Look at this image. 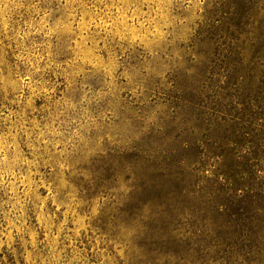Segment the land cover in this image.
Returning a JSON list of instances; mask_svg holds the SVG:
<instances>
[{
  "label": "rangeland",
  "instance_id": "374dc122",
  "mask_svg": "<svg viewBox=\"0 0 264 264\" xmlns=\"http://www.w3.org/2000/svg\"><path fill=\"white\" fill-rule=\"evenodd\" d=\"M250 5L0 0V264H142L152 250L155 264H223L189 215L221 202L251 130L264 140V3ZM140 187L170 213L146 253L121 212ZM169 233L183 241L165 262Z\"/></svg>",
  "mask_w": 264,
  "mask_h": 264
},
{
  "label": "trees",
  "instance_id": "16d2710c",
  "mask_svg": "<svg viewBox=\"0 0 264 264\" xmlns=\"http://www.w3.org/2000/svg\"><path fill=\"white\" fill-rule=\"evenodd\" d=\"M239 1L241 2L240 11H247V4H251L252 7L255 2V0H237V2ZM260 1L264 3V0ZM242 5L245 9L242 8ZM253 101L255 104L256 99ZM255 106L258 107L256 104ZM262 110L264 111V103L261 107ZM251 132L253 135H250L249 140L255 151L250 152L247 158H241L237 155L236 159L229 165L230 169L220 176L222 182H219V185L221 188L217 190L216 196H223L221 202L209 204L206 200L202 201L189 215V219L201 224L206 230V236L199 242L206 248L205 250L215 249L216 251L213 252H220V260L223 264H238V260H241L239 261L240 264H253L260 257H264V160L259 163L257 157L264 155V140L259 137L262 133L254 135L255 132L253 133V130ZM233 144L237 146L236 143ZM238 146L242 147L241 145ZM186 194L198 199L194 197L193 191ZM160 195L161 193L140 187L126 197L124 209L121 210L126 221L136 222L145 229L143 238H141L143 244L138 246L145 253L146 250L155 246L154 238L153 241L151 239L152 222L170 216V213L165 211L154 212L153 210L162 208V205L154 207V200L158 199ZM195 196L198 195L195 194ZM225 196L227 198H224ZM178 211H175L174 217L177 213L181 215V210ZM208 226L213 229H208ZM198 232L199 235L196 234L198 237L204 234L202 231ZM176 235L179 237L175 239L169 233L159 248L165 250L163 252L165 258H162L165 262L170 257L169 247L173 246L174 243L178 242L179 244L183 241L180 239V237L182 238L181 234ZM207 235L210 237V242L206 241ZM152 254L153 250L145 257L142 264L144 262L148 264L157 263L160 258ZM143 257L141 256V259Z\"/></svg>",
  "mask_w": 264,
  "mask_h": 264
}]
</instances>
